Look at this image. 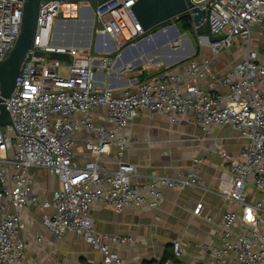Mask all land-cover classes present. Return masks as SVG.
<instances>
[{"label":"built area","instance_id":"obj_1","mask_svg":"<svg viewBox=\"0 0 264 264\" xmlns=\"http://www.w3.org/2000/svg\"><path fill=\"white\" fill-rule=\"evenodd\" d=\"M138 1L110 0L95 10L90 3L83 7L80 2L54 1L39 10L33 49L6 101L12 125L0 127V264L25 263L28 244L22 234L21 210L29 204L52 210L43 214L42 224L58 240L68 232L82 236L101 256L93 264H122L119 253L107 243L112 238L95 230L90 215L93 204L103 203L118 214L127 208L154 210L163 199L162 188L185 190L198 185L194 172L175 177L150 175L138 182L137 166L125 161L132 142L118 132L127 130L141 112L170 116L174 124L194 112L200 115L205 136L218 126H230L239 133L245 142L243 157L230 161L231 185L221 195L241 207L247 232L233 230L237 213L225 214L221 246L211 249L214 260L208 264H264V220L260 217L264 218V200L250 203L246 197L250 188L264 192V62L251 47L255 33L264 36V0H192L200 10L209 12L202 26L208 25L213 37H224L212 43L207 36L198 35L213 58L239 42L245 43L247 56L226 75L214 72L212 60L192 59L183 86L174 85L175 76L124 79L140 68L128 66L132 59L124 62L127 51L153 38L180 48L186 39L176 24L145 32L131 8ZM22 22L23 2L0 0V62L18 41ZM91 22L102 28L94 35L93 49L102 58L90 47L68 46L63 35L57 37L59 26ZM191 25L195 32L200 28ZM52 53L68 55L71 61L54 60ZM62 68L66 74L60 73ZM112 78L118 86L126 83L125 87L106 83ZM133 87L135 91L130 90ZM118 89L123 90L121 94ZM102 110L107 113L106 124H98L94 117ZM80 133L91 156L84 164L76 161L74 153ZM218 148L216 142L209 149ZM105 155L112 156L115 169L102 165ZM221 156L228 158L226 153ZM199 163L195 161V165ZM34 169L59 180L60 187L50 200L42 201L35 193L30 173ZM203 210V204H198L194 215L201 217ZM112 240L120 246L131 241ZM173 248L175 256L182 257L179 241L173 242Z\"/></svg>","mask_w":264,"mask_h":264},{"label":"crops","instance_id":"obj_2","mask_svg":"<svg viewBox=\"0 0 264 264\" xmlns=\"http://www.w3.org/2000/svg\"><path fill=\"white\" fill-rule=\"evenodd\" d=\"M157 39L161 42L158 50L150 52L143 48ZM167 45L161 38H153L127 52L124 62L144 56L145 60L139 62V69L124 79L148 81L175 76L177 81L174 85L183 86L188 80L185 72L192 59L199 62L212 60L214 72L226 75L247 56L244 42L236 43L215 58L210 49L200 43L194 48L187 36L180 48ZM262 45L264 36L255 33L251 47L259 54ZM260 58L264 62V58ZM108 82L116 88L126 85L118 86L115 78L106 80ZM130 90L135 91V87ZM122 91L118 89L117 93L121 94ZM94 117L98 124H106L107 113L104 110L96 112ZM118 135L126 136L132 142L125 154V161L137 166L138 182L145 181L144 177L150 175L175 177L187 176L192 172L198 178L196 187L185 190L162 188L163 199L154 210L127 208L118 214L103 203L93 204L90 215L99 234L112 239H131L122 246L112 239L107 241L111 249L119 253L122 264H208L214 260L211 249L221 246V223L227 213L235 212L239 217L233 227L235 232H247L241 219V207L226 201L221 195L231 185L230 161L241 160L244 153L245 142L235 129L218 126L212 128L209 136H205L197 113L190 112L174 124L170 116L141 112L131 126L119 131ZM83 137V133L77 135L78 142L74 147L76 161L80 164L91 160L90 154L85 151ZM216 142L219 144L218 150H210V146ZM222 153H226L228 158L222 157ZM195 161L200 163L195 165ZM101 163L109 169L116 168L112 156H103ZM30 173L39 199L50 200L52 193L60 187L59 180L44 170L34 169ZM246 197L250 203L262 202L264 192L250 188ZM198 204L204 206L201 217L194 215ZM8 205L12 212L11 204ZM51 212L30 204L21 210L22 234L28 244L24 264H93L101 259L100 254L95 253L83 237L74 232H68L62 240H58L42 224L43 214ZM207 216L212 219L211 222L206 220ZM260 217L264 220L263 216ZM261 226L264 228V222ZM174 241H179L183 250L180 258L174 254Z\"/></svg>","mask_w":264,"mask_h":264},{"label":"water","instance_id":"obj_3","mask_svg":"<svg viewBox=\"0 0 264 264\" xmlns=\"http://www.w3.org/2000/svg\"><path fill=\"white\" fill-rule=\"evenodd\" d=\"M23 2V22L21 34L14 48L0 62V127L12 125L10 113L6 106L15 90L17 79L21 68L29 51L33 49L35 34L38 23L39 10L50 2H96L97 6L103 5L110 0H19ZM132 10L141 24L143 30L147 33L154 31L164 23L178 19L182 15L191 17L190 22L195 26H200L197 30L199 36H207L212 43L224 39V37H213L209 32L208 25L202 26L204 19L208 20L209 12L202 11L196 7L192 0H139L132 7ZM92 26V22L90 24ZM174 30L177 31L175 28ZM178 35V33H176ZM68 46L72 44L67 43ZM39 56L42 54L39 53ZM50 57L54 60L70 62L68 55L52 53Z\"/></svg>","mask_w":264,"mask_h":264},{"label":"rangeland","instance_id":"obj_4","mask_svg":"<svg viewBox=\"0 0 264 264\" xmlns=\"http://www.w3.org/2000/svg\"><path fill=\"white\" fill-rule=\"evenodd\" d=\"M90 4H91V8L93 10H95L96 7H97V3L96 2H92ZM81 5L83 7H89L88 3H84L83 2V3H81ZM175 20L176 19L170 21V25L169 26L176 24L177 27H178L177 28L178 32L181 34V37L186 35L188 40L193 44V47L195 48V46H197L198 43H199L197 32H195V31L185 32L184 30H182V28L178 25V23ZM91 28H92V30H91ZM100 30H102V28L97 23L94 24L92 27H91V25L89 23H86V24H83V25H80V24H77V23H72V24H68L65 27H60L59 26L58 29H57V37L59 35H63L64 36L63 40L66 43H70V44L76 45V46H85L87 48L90 47L92 52H93V49L95 48V46H94V38H95V36L94 35ZM160 44H161L160 40L158 41V39H157L152 44L146 45L143 48L146 51L154 52V51H156V50H158L160 48ZM185 48H186L185 50L187 52V49H188L187 46ZM259 50H260L259 51L260 52L259 53L260 56L264 58V45L260 46ZM93 54L97 58L104 57V56H102L101 54H98L95 51L93 52ZM108 57H110V56H108ZM60 73L61 74H66L65 68H62L60 70Z\"/></svg>","mask_w":264,"mask_h":264},{"label":"trees","instance_id":"obj_5","mask_svg":"<svg viewBox=\"0 0 264 264\" xmlns=\"http://www.w3.org/2000/svg\"><path fill=\"white\" fill-rule=\"evenodd\" d=\"M178 25L182 28V30H184L185 32H191L194 31L191 23H190V17L188 15H182L180 16L178 19L175 20ZM170 25V21L164 23L162 26H159L158 28H156L154 31H152L151 33L157 31V29H159L160 27H164Z\"/></svg>","mask_w":264,"mask_h":264},{"label":"bare ground","instance_id":"obj_6","mask_svg":"<svg viewBox=\"0 0 264 264\" xmlns=\"http://www.w3.org/2000/svg\"><path fill=\"white\" fill-rule=\"evenodd\" d=\"M150 34H151V33H150ZM150 34H148V35H150ZM155 39H156V38H155ZM159 39H160V38H159ZM178 40H179V39H178ZM178 40H177V41H178ZM177 41H176V42H177ZM133 44H135V43H133ZM133 44H132V45H133ZM169 45H170V44H169ZM128 46H130V45H128ZM136 48H137V47H136ZM132 50H133V49H132ZM130 51H131V50H130ZM127 52H129V51H127ZM127 52H126V53H127ZM126 53H125V54H126ZM132 60H133V61H132ZM132 60L129 61V62H131V61H132V62H131L128 66H137V65H139V62H140V61L145 60V56H144V58H143V57L140 58V59H135V58H134V59H132Z\"/></svg>","mask_w":264,"mask_h":264}]
</instances>
